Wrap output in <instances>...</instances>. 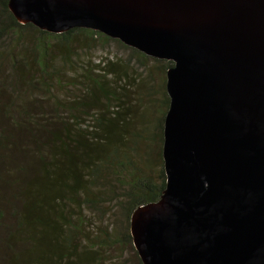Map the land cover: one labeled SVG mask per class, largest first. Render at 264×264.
I'll list each match as a JSON object with an SVG mask.
<instances>
[{
  "label": "trees",
  "instance_id": "obj_1",
  "mask_svg": "<svg viewBox=\"0 0 264 264\" xmlns=\"http://www.w3.org/2000/svg\"><path fill=\"white\" fill-rule=\"evenodd\" d=\"M8 4L0 0V264H131V255L143 264L131 218L166 188L170 106L166 81L153 104L148 65L167 76L173 62L98 31L22 24ZM113 45L128 54L95 57Z\"/></svg>",
  "mask_w": 264,
  "mask_h": 264
},
{
  "label": "water",
  "instance_id": "obj_2",
  "mask_svg": "<svg viewBox=\"0 0 264 264\" xmlns=\"http://www.w3.org/2000/svg\"><path fill=\"white\" fill-rule=\"evenodd\" d=\"M22 24L101 32L173 62L161 198L136 209L143 264H264V0H9Z\"/></svg>",
  "mask_w": 264,
  "mask_h": 264
},
{
  "label": "rangeland",
  "instance_id": "obj_3",
  "mask_svg": "<svg viewBox=\"0 0 264 264\" xmlns=\"http://www.w3.org/2000/svg\"><path fill=\"white\" fill-rule=\"evenodd\" d=\"M117 47L118 46L113 45L110 49L99 50L98 52L95 53V57L100 59V60H102L101 57L103 55H108V56H111V57L115 58L117 55L119 57H124L125 55L128 54L127 52H125V50L119 49ZM148 66H149L148 70L150 68L152 70V73H153L152 79L150 80V84L152 86H154V90L153 91L155 92L154 96H152L153 97V104L159 106L160 105V103H159L160 100L164 99V92H163L162 86L164 84V81L167 82V76H166L165 73H163V70L157 68V66H159L158 64H156L154 62H151ZM139 72L141 73L142 69ZM147 74H148V72H147ZM147 74H146V76H147ZM152 97L150 99H152ZM130 257H131L130 263L134 264L133 255H131ZM127 258H128V256H127Z\"/></svg>",
  "mask_w": 264,
  "mask_h": 264
}]
</instances>
